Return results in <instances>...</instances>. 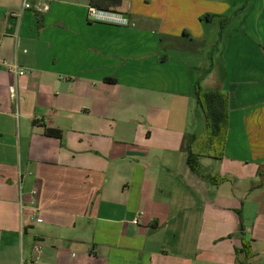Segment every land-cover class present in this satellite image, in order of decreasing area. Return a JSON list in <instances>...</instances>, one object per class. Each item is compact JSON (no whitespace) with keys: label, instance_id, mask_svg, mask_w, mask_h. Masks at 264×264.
Listing matches in <instances>:
<instances>
[{"label":"crops","instance_id":"obj_1","mask_svg":"<svg viewBox=\"0 0 264 264\" xmlns=\"http://www.w3.org/2000/svg\"><path fill=\"white\" fill-rule=\"evenodd\" d=\"M23 1L0 0V264H264V0H121L125 26ZM197 87L228 98L200 173Z\"/></svg>","mask_w":264,"mask_h":264},{"label":"trees","instance_id":"obj_2","mask_svg":"<svg viewBox=\"0 0 264 264\" xmlns=\"http://www.w3.org/2000/svg\"><path fill=\"white\" fill-rule=\"evenodd\" d=\"M91 5L99 9L116 12L121 0H90ZM115 82L116 79L108 78ZM197 105L205 117V132L200 135H189L185 139L183 149L187 154V164L196 173H200L201 157H219L225 145L228 128V98L221 91H202L200 87L195 90ZM45 134L60 138L62 131L57 128H45ZM212 179V177H209ZM264 185L262 179L258 186Z\"/></svg>","mask_w":264,"mask_h":264},{"label":"built area","instance_id":"obj_3","mask_svg":"<svg viewBox=\"0 0 264 264\" xmlns=\"http://www.w3.org/2000/svg\"><path fill=\"white\" fill-rule=\"evenodd\" d=\"M35 1L37 2L36 4H34L32 0H24L23 8L24 9H34L37 12L43 13L49 10L50 3L53 0H35ZM88 15H89V18H91V20L95 22H104V23L118 24V25H124V26L129 24V19L124 14L109 11V10L99 9L92 5L89 6L88 8ZM7 68H8V71L15 77V82H13L9 86V92H10L11 97L16 99L18 97V88H17L16 80L19 77L24 76L28 72V70L20 66L16 62L9 63ZM31 195L33 198L30 201V203L32 206H35L37 202V195H38L37 189H32ZM30 219L34 222L42 221V219L39 217L37 208H34V211L32 212ZM137 222H138L137 219L134 220V223H137ZM34 249L39 255L42 254L43 252L42 246L39 243L34 244Z\"/></svg>","mask_w":264,"mask_h":264},{"label":"rangeland","instance_id":"obj_4","mask_svg":"<svg viewBox=\"0 0 264 264\" xmlns=\"http://www.w3.org/2000/svg\"><path fill=\"white\" fill-rule=\"evenodd\" d=\"M214 49H215L214 53H216L218 47L217 48L215 47ZM212 52H213V47H211L210 45H206L205 48L203 49V52L202 51L200 52L199 57L202 58L204 56L205 60H207L209 58V56L212 54ZM201 54H203V55H201ZM215 59H217V55H216ZM216 66H218V65L216 64ZM218 72H219L218 70L211 71L210 76H209L210 78H212L211 80L214 81L217 78L216 74ZM207 73H209V72H204L203 76L205 77L207 75ZM216 80H218V79H216Z\"/></svg>","mask_w":264,"mask_h":264}]
</instances>
